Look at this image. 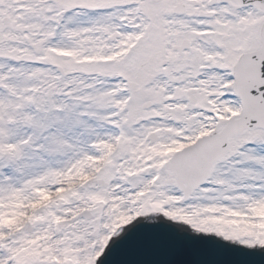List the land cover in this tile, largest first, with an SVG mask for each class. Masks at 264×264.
I'll list each match as a JSON object with an SVG mask.
<instances>
[{
    "label": "snow or ice",
    "instance_id": "obj_1",
    "mask_svg": "<svg viewBox=\"0 0 264 264\" xmlns=\"http://www.w3.org/2000/svg\"><path fill=\"white\" fill-rule=\"evenodd\" d=\"M0 264H264V0H0Z\"/></svg>",
    "mask_w": 264,
    "mask_h": 264
}]
</instances>
